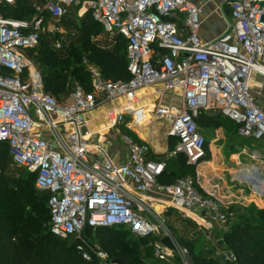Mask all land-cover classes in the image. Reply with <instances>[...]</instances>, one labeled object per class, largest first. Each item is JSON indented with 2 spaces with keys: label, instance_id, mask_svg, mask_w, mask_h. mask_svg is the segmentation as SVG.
<instances>
[{
  "label": "built area",
  "instance_id": "built-area-1",
  "mask_svg": "<svg viewBox=\"0 0 264 264\" xmlns=\"http://www.w3.org/2000/svg\"><path fill=\"white\" fill-rule=\"evenodd\" d=\"M16 3L0 0V148L48 196L49 232L77 240L86 262L115 264L98 244L81 238L86 229L124 228L137 240L153 238L145 245L153 251V264H190L187 249L171 241L174 250H168L161 243L168 236L157 237L166 225L156 207L179 214L207 239L224 228L229 215L216 197L200 191L196 174L170 185L160 180L181 156L192 169L206 159L207 140L197 124L204 110L219 112L238 125L239 136L264 146V109L253 85H264V0H227L228 29L212 42L201 39V8L188 0H43L33 6L30 20L4 17L2 9ZM73 8L79 17L90 13L110 39L125 41L130 79L107 80L84 59L90 90L76 86L60 102L44 92L27 52L43 37L55 52L65 51L70 42L58 23ZM48 17L55 23L49 25ZM153 87L159 98L179 94V110L160 105L154 111L156 120H170L168 136L175 141L164 157L148 142L121 134L122 127L133 131L137 125L128 117L139 123L128 104ZM105 107L115 110L107 120L109 135L129 150L123 163L88 128L87 114ZM221 259L236 262L233 253Z\"/></svg>",
  "mask_w": 264,
  "mask_h": 264
},
{
  "label": "rangeland",
  "instance_id": "rangeland-1",
  "mask_svg": "<svg viewBox=\"0 0 264 264\" xmlns=\"http://www.w3.org/2000/svg\"><path fill=\"white\" fill-rule=\"evenodd\" d=\"M71 11L72 13H68L67 17L58 24L63 29L65 36L68 38V42L71 43L74 50H81L83 42H78L80 36L78 27L83 25L85 19L89 16V13L77 17L76 8H73ZM94 30L96 34L92 37L91 42L97 44L99 47L112 51L117 44H122V39H110V36L105 34L101 27L95 25ZM58 54L60 55L59 57L61 60H67L69 54L68 48ZM120 54L124 57V50H121ZM28 58L32 61L35 67L38 68L40 64L42 70V64L39 62L37 53H34L33 55L29 54ZM82 58L81 63L83 64V60L86 58ZM77 84V82L73 83L72 89L75 88ZM253 85L256 86V89H254L256 101L264 108V85L260 80H255ZM151 89L157 90L155 87ZM178 96L179 94L177 93L165 94L161 98L150 102L149 105L147 104L146 107L153 116L148 122L143 121V115L137 117L139 123H135L134 118H127V121L131 124H137L132 127L133 132L139 139L148 142L152 151H155L156 153L160 149L164 150L165 146L167 154L168 148L175 143V141L168 136L170 120H156L154 118V111L156 107L160 105L169 107L172 110H179ZM62 100H64V97L60 98V101ZM204 114L205 116H211L212 118L204 125H199L207 140V156L204 162L194 169V174H196L198 179L200 191L205 195L214 196L220 201L223 210L229 215V221L224 228L213 230L210 233L209 239H207L204 234H195L194 232H196V228L192 224H187L179 214L164 209L163 211H160L158 208L156 210L157 212H160V219L165 222L166 228L165 232L159 230L157 237L166 235L177 245L178 248L181 247L187 249L190 264H196V256L202 258L205 262L217 261L220 264H241L238 261L227 263L222 261L221 257L224 254H229L233 251L231 241H228L227 236H236L244 224L253 226L259 221L258 212L261 209L259 206L261 205V201L264 200V197L257 193L248 183L236 179L234 175L241 169L257 167L264 176V163H262L264 162V146L260 142L249 141L239 136L238 125L229 119L224 118L219 112L204 110L203 115ZM105 123V131L102 130L98 138L107 141L111 140L108 143L109 150H107L108 153L112 152V154H110L111 156L116 154L122 160L126 159L127 150L122 147L126 145L117 141L115 137L109 135L110 127L108 121ZM106 129L108 130L106 131ZM237 147L242 150L238 151ZM2 149H4V147H1L0 151ZM256 155L260 157V159H255ZM7 162V166L2 172L4 185L13 192L27 188L29 189L30 194L34 195L35 200L42 201L44 215L40 220V224L43 234L49 233L50 212L47 207V202L45 201L46 195L35 189V178L32 174L23 168L11 165L8 155ZM32 205L33 204L24 205V207L21 208L20 213L31 212ZM9 212L7 203L0 198V215ZM115 230H118L116 236L119 238L120 242L129 245L130 250L134 251V259L137 264H153L152 260L146 258L144 255L142 240L135 239L124 228H118ZM81 238L87 240L91 244H98L96 235L93 233L84 232ZM218 240H222V246L217 244ZM64 242L70 248L74 243H77V240L70 239L64 240ZM69 252L70 251L68 250L66 257L69 256ZM253 254H255V252Z\"/></svg>",
  "mask_w": 264,
  "mask_h": 264
},
{
  "label": "trees",
  "instance_id": "trees-1",
  "mask_svg": "<svg viewBox=\"0 0 264 264\" xmlns=\"http://www.w3.org/2000/svg\"><path fill=\"white\" fill-rule=\"evenodd\" d=\"M10 8L2 9L4 17L15 20H30L35 15L34 10ZM88 15L83 25L78 27L80 34L78 42H83L82 48L81 50H74L70 43L67 47L69 52L67 60H61L58 52L53 50L51 40L48 37H43L38 48L30 49L27 52V55L37 53L39 62L42 64V70L40 64L38 69L42 75L44 92L55 97L58 101L61 97L65 99L74 90L72 84L75 82L78 83L77 86L83 87L86 91L90 90L91 79L85 66L81 63L82 57L96 66L107 80L128 81L130 79L127 71L125 41L119 38L122 44H117L112 51L103 49L91 42L92 37L96 34L95 25L101 26L93 20L90 13ZM23 16L25 19L22 18ZM121 50L125 52L124 57L120 54ZM210 119H212L211 116L202 114L197 119V124L198 126L204 125ZM121 134L131 137L134 141H141L127 127L121 128ZM173 145L174 143L168 150H171ZM7 155V148L0 151V170L2 172L8 163ZM174 165L164 173L160 180L162 184L170 185L178 178L194 175V169L187 165L185 157H179ZM2 177L3 174L0 173V198L7 203L10 212L0 215V264H98L96 261H84L77 250V243L69 248L64 240L54 237L50 232L43 234L40 224L44 215L42 201L35 200L34 195L30 194L27 188L13 192L4 185ZM45 201H48L47 195ZM27 204H33L32 211L20 213L21 208ZM258 218L259 221L255 225H249V227L244 224L236 236H227L228 241H231L232 253L236 256V262L264 264V207L259 210ZM115 229L118 228L86 229L85 232L95 234L98 246L108 252L114 260H118L121 264H137L134 259V251L130 250L129 245L120 242L116 236L118 230ZM151 240L153 238L143 241L142 245L144 246L145 257L152 260V249L145 247ZM68 250L70 254L66 257ZM254 252L255 254H253ZM195 263L220 264L217 261L205 262L197 256Z\"/></svg>",
  "mask_w": 264,
  "mask_h": 264
},
{
  "label": "crops",
  "instance_id": "crops-1",
  "mask_svg": "<svg viewBox=\"0 0 264 264\" xmlns=\"http://www.w3.org/2000/svg\"><path fill=\"white\" fill-rule=\"evenodd\" d=\"M41 1L43 0H18L15 6H12L10 9H14L18 7V8L29 9V11H33L34 10L33 6L35 4H40ZM188 1L198 6L199 8H201V15H200L201 28L199 31V35L203 41H206V42L215 41L221 38L226 33L228 29V24H229V8L227 6V0H188ZM68 13L70 14L72 13V11L69 10ZM76 16H77V13H76ZM22 18L25 19V16H23ZM47 19H48L49 25L55 23V21L51 19L50 17H48ZM158 91H159L158 89L157 90L152 89L150 91L142 92V94L144 95L138 94L139 98L134 103H131V105L133 106L134 104L141 102L142 103L141 105L142 106L144 105L145 107L139 112H136L137 117L141 116L143 113L152 114L151 112H149L146 105L147 104L149 105L150 102L154 101L155 99L157 100V98L154 97V95H157ZM114 114H115V110L114 109L109 110L107 107L99 108L95 110L94 112L87 114L88 128L90 130V134L100 133L102 130H104L106 127L105 122L108 119H112L114 117ZM92 125L94 126L93 129H92ZM107 130L108 129H106V131ZM93 140L96 141L97 137H93ZM110 141L111 140L107 141L102 138H99L98 140V142L107 150H109L108 143ZM122 147L125 150H127V157L124 160L119 158L116 154H113V156H111L110 154H112V152H109L110 157H112L115 161L120 162V163L127 161L129 158L128 148L126 146H122ZM153 152L157 156L166 155V147L164 146V150L160 149L157 153L155 151ZM175 163L176 162L173 161L171 163V166H173ZM256 176L257 175H254L255 178ZM259 207L261 209L264 207V200L261 201V205ZM158 208L160 211H163V207L161 206L156 207V209ZM183 220L186 221L187 224H190L187 220L185 219ZM194 233L200 235V233H198L197 231Z\"/></svg>",
  "mask_w": 264,
  "mask_h": 264
},
{
  "label": "bare ground",
  "instance_id": "bare-ground-1",
  "mask_svg": "<svg viewBox=\"0 0 264 264\" xmlns=\"http://www.w3.org/2000/svg\"><path fill=\"white\" fill-rule=\"evenodd\" d=\"M254 82H253V84H254ZM150 90H152V89L151 88H146V89H143L140 92H138V94L144 95V94H142V92H146V91H150ZM159 96H160V92L158 91V94L154 95V97H156L158 99ZM137 98H139V97H137ZM138 103L134 104L133 106L131 105V103H129L128 106L130 108H133L135 111L139 112L145 106L144 105L142 106L141 102H138ZM142 115L144 116L143 121H145V122H148L149 120H151L153 118L152 114L143 113ZM93 128H94V126L92 125V129ZM254 175H257L256 178L254 177ZM234 177L236 179H239V180H241L243 182H246L249 185L253 186L254 190L256 192H258V193L259 192L261 193L262 191H264V176H263V174L260 172V170L257 167H254V168L247 167L245 169H241V170H239L238 172L235 173Z\"/></svg>",
  "mask_w": 264,
  "mask_h": 264
},
{
  "label": "water",
  "instance_id": "water-1",
  "mask_svg": "<svg viewBox=\"0 0 264 264\" xmlns=\"http://www.w3.org/2000/svg\"><path fill=\"white\" fill-rule=\"evenodd\" d=\"M188 56V53H183L182 54V57H187ZM237 150L238 151H241V148H238L237 147ZM261 194V196L262 197H264V192H262V193H260ZM161 243H162V245L166 248V249H168V250H174V247H173V245H172V243H171V240H170V238H168V237H164V238H162L161 239ZM217 244L219 245V246H222V240H218L217 241ZM114 263L115 264H121L118 260H114Z\"/></svg>",
  "mask_w": 264,
  "mask_h": 264
}]
</instances>
